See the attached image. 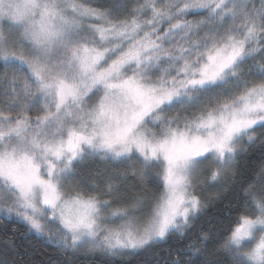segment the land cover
<instances>
[{
	"label": "snow or ice",
	"instance_id": "6c2138e0",
	"mask_svg": "<svg viewBox=\"0 0 264 264\" xmlns=\"http://www.w3.org/2000/svg\"><path fill=\"white\" fill-rule=\"evenodd\" d=\"M0 264H264V0H0Z\"/></svg>",
	"mask_w": 264,
	"mask_h": 264
}]
</instances>
